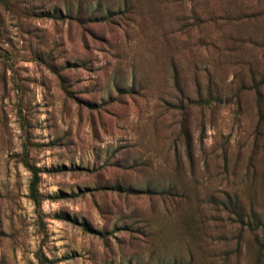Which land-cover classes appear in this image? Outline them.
<instances>
[{"label":"rangeland","instance_id":"1","mask_svg":"<svg viewBox=\"0 0 264 264\" xmlns=\"http://www.w3.org/2000/svg\"><path fill=\"white\" fill-rule=\"evenodd\" d=\"M0 264H264V0H0Z\"/></svg>","mask_w":264,"mask_h":264},{"label":"trees","instance_id":"2","mask_svg":"<svg viewBox=\"0 0 264 264\" xmlns=\"http://www.w3.org/2000/svg\"><path fill=\"white\" fill-rule=\"evenodd\" d=\"M38 181H39V178H38L37 171L32 169L31 170V182L29 185V196H30V199L32 200L34 206H36V207L40 206L39 194L37 191Z\"/></svg>","mask_w":264,"mask_h":264}]
</instances>
